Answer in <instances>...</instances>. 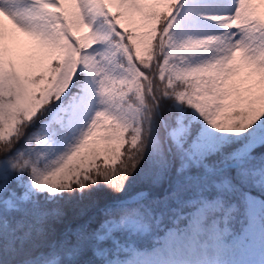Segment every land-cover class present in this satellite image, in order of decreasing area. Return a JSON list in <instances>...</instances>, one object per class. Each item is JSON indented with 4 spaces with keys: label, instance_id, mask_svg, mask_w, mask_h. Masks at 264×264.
Wrapping results in <instances>:
<instances>
[{
    "label": "snow or ice",
    "instance_id": "1",
    "mask_svg": "<svg viewBox=\"0 0 264 264\" xmlns=\"http://www.w3.org/2000/svg\"><path fill=\"white\" fill-rule=\"evenodd\" d=\"M0 264H264V0H0Z\"/></svg>",
    "mask_w": 264,
    "mask_h": 264
},
{
    "label": "trees",
    "instance_id": "2",
    "mask_svg": "<svg viewBox=\"0 0 264 264\" xmlns=\"http://www.w3.org/2000/svg\"><path fill=\"white\" fill-rule=\"evenodd\" d=\"M164 187H166V185L162 184L160 187L154 188L147 179L137 178L129 185L126 194H118L102 186L100 189L91 192L94 193L98 191L96 192V196H92L91 193L87 192L84 194V196L86 195L85 197L88 198V203L74 195L71 199L66 198L61 200L58 205H49V207H60L63 210L64 216L59 224L54 225L55 232L49 233L47 236L38 239V251L47 252L51 244L62 239V234L66 228H75L90 220L93 222L92 226H95L103 219L101 215L102 210L110 205H114V202L117 200L134 196L141 191H149L153 195H161ZM88 258V256L84 257V259Z\"/></svg>",
    "mask_w": 264,
    "mask_h": 264
},
{
    "label": "rangeland",
    "instance_id": "3",
    "mask_svg": "<svg viewBox=\"0 0 264 264\" xmlns=\"http://www.w3.org/2000/svg\"><path fill=\"white\" fill-rule=\"evenodd\" d=\"M96 192H98V191H96ZM96 192H94V193H91L92 194V196H96L97 195V193ZM86 196V195H85ZM83 197V198H80L79 196V198L82 200V201H84V202H86V203H88V198H86V197ZM78 198V199H79ZM79 199V200H80ZM116 203V202H115ZM139 243L140 244H142L143 246H145V247H147V246H150L151 245V240L150 239H143L142 241H139Z\"/></svg>",
    "mask_w": 264,
    "mask_h": 264
}]
</instances>
